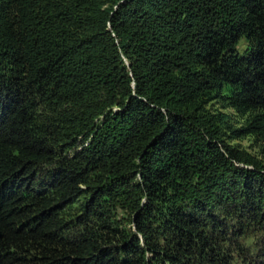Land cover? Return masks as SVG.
<instances>
[{"label": "trees", "instance_id": "obj_1", "mask_svg": "<svg viewBox=\"0 0 264 264\" xmlns=\"http://www.w3.org/2000/svg\"><path fill=\"white\" fill-rule=\"evenodd\" d=\"M224 89L264 141V0H0V264H233L225 221L180 190L225 167L241 235L264 216L259 161L204 106ZM121 191L131 228L104 206Z\"/></svg>", "mask_w": 264, "mask_h": 264}, {"label": "rangeland", "instance_id": "obj_2", "mask_svg": "<svg viewBox=\"0 0 264 264\" xmlns=\"http://www.w3.org/2000/svg\"><path fill=\"white\" fill-rule=\"evenodd\" d=\"M238 48L243 52L247 48V41L241 40ZM226 94L227 90L224 89L220 94L213 92L204 96V106L213 115L214 125L222 131L220 136L222 143L253 155L264 172V141L252 135L240 137L237 135L235 131L244 127L246 117L240 116L235 109L228 106V102L224 99ZM120 124L117 119H109L104 128L108 127V132L111 133L114 129L117 131ZM104 128L103 131H105ZM237 167L254 169L253 166L245 164H238ZM180 185L183 197L189 201L203 202L209 210L214 211L222 221H225L229 228L228 235L231 237V243L241 248L240 252L234 250L235 262L233 264H264V216L260 224H252L248 233L241 235L244 231L243 226L248 224L249 220L241 190L228 169L221 167L213 172L210 178L202 174L201 176L195 175L194 184L190 187L184 183ZM140 199V193L121 191L105 199L104 206L115 216L120 226L131 228L133 226L131 204ZM144 201L145 198L142 199V202ZM67 212V216L72 218L76 212L80 213V209L73 205L67 208Z\"/></svg>", "mask_w": 264, "mask_h": 264}]
</instances>
